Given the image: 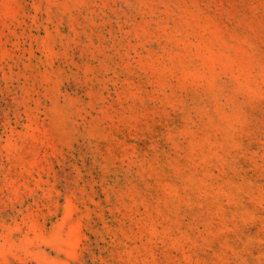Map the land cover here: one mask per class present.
<instances>
[{
  "label": "rangeland",
  "instance_id": "rangeland-1",
  "mask_svg": "<svg viewBox=\"0 0 264 264\" xmlns=\"http://www.w3.org/2000/svg\"><path fill=\"white\" fill-rule=\"evenodd\" d=\"M0 264H264V0H0Z\"/></svg>",
  "mask_w": 264,
  "mask_h": 264
}]
</instances>
